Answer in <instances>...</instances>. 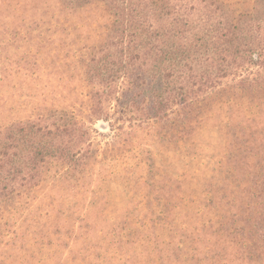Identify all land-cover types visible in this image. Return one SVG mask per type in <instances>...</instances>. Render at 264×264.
<instances>
[{"label": "rangeland", "instance_id": "1", "mask_svg": "<svg viewBox=\"0 0 264 264\" xmlns=\"http://www.w3.org/2000/svg\"><path fill=\"white\" fill-rule=\"evenodd\" d=\"M223 1L236 14L253 7ZM111 21L100 3L72 11L57 0H0V130L66 114L90 130L93 150L81 169L47 162L36 186L1 204L0 264H160L145 241L143 225L157 220L148 209L171 210L151 229L162 243L191 246L189 237L204 251L222 242L226 193L237 202L254 194L241 219L264 206V70L227 77L164 122L121 125L113 102L97 119L100 87L86 71Z\"/></svg>", "mask_w": 264, "mask_h": 264}, {"label": "trees", "instance_id": "2", "mask_svg": "<svg viewBox=\"0 0 264 264\" xmlns=\"http://www.w3.org/2000/svg\"><path fill=\"white\" fill-rule=\"evenodd\" d=\"M57 3L72 11L100 3L112 17L86 71L87 83L100 87L91 95L90 111L97 119L107 115L108 103L113 102L121 125L164 122L171 109H188L227 77L253 67L264 70V0H253L251 11L242 14L223 0ZM89 131L59 113L0 130V206L36 186L49 161H61L75 170L84 168L93 157ZM233 195L232 191L223 196L226 216L217 235L222 242L211 250L193 249L198 240L189 237L184 238L191 246L181 240L162 243L151 229L165 225L171 210L148 209L150 219L157 220L151 219L152 226L143 225L145 241L156 245L160 264H264V206L250 220L241 219L243 202L254 194H243L240 202ZM258 195L264 198L262 190Z\"/></svg>", "mask_w": 264, "mask_h": 264}]
</instances>
